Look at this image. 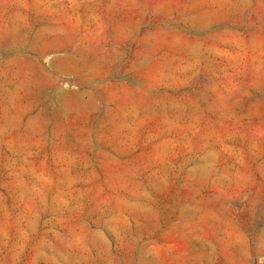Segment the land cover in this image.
<instances>
[{
	"label": "rangeland",
	"instance_id": "374dc122",
	"mask_svg": "<svg viewBox=\"0 0 264 264\" xmlns=\"http://www.w3.org/2000/svg\"><path fill=\"white\" fill-rule=\"evenodd\" d=\"M0 264H264V0H0Z\"/></svg>",
	"mask_w": 264,
	"mask_h": 264
}]
</instances>
